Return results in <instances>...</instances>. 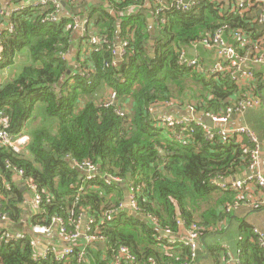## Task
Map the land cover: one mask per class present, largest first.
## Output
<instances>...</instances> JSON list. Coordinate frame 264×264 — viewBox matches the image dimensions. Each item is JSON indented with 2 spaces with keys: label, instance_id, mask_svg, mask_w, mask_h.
Instances as JSON below:
<instances>
[{
  "label": "trees",
  "instance_id": "trees-1",
  "mask_svg": "<svg viewBox=\"0 0 264 264\" xmlns=\"http://www.w3.org/2000/svg\"><path fill=\"white\" fill-rule=\"evenodd\" d=\"M9 1L14 7L8 15L14 32L3 31L5 62L0 69L12 65L24 50H29L33 63L0 85V113L9 116L8 131L14 137L28 134L31 139L21 153L0 144V215H6L10 224L0 229V264H60L38 260L29 233L22 240L4 237L7 232H19L15 228L25 217L18 191L12 193L2 185L11 182L18 170L24 172L25 181L37 186L42 198L40 210L30 219V229H53L54 220L61 218L67 231H77L86 212L94 220L89 225L91 232L106 239L108 260L125 246L137 257V264H151V259L157 264H196L199 250L197 262L179 239L165 250L156 241L158 231L179 235L197 225L201 239L219 233L222 222L236 214L226 213L224 207L237 195L212 180L235 178L245 173L248 164L235 140H208L196 125L194 139L181 145L169 129L158 126L153 110L171 102L193 101L188 105L203 115L223 112L241 96L240 86L229 78L206 77L180 66L179 53L189 52L198 40L223 25L229 40L232 33L242 31L253 41L264 25L254 24L251 12L241 15L226 10L218 0H201L190 13L165 11L166 22L156 20L152 45L147 18L139 13L122 17L142 0H100L88 14L96 19L94 30L87 31L76 64L70 66L66 55L73 45L74 5L80 0H67L70 16L57 23L46 20L55 6L15 12L27 0ZM0 11H4L1 0ZM93 35L100 38L98 46L89 44ZM122 41L128 47L118 65L116 48ZM103 86L117 93L115 105L98 102ZM37 104L45 105L40 110L43 124L26 133ZM84 162L97 166L94 179L87 180L74 164ZM107 176L134 189L137 212L124 206L123 188L120 183H108ZM112 210L118 213L107 222ZM240 236L241 264H264V248L247 221L240 223ZM94 243L101 250L102 243ZM75 245L76 253L68 264H79L81 240ZM88 246L86 251L92 250Z\"/></svg>",
  "mask_w": 264,
  "mask_h": 264
},
{
  "label": "built area",
  "instance_id": "built-area-1",
  "mask_svg": "<svg viewBox=\"0 0 264 264\" xmlns=\"http://www.w3.org/2000/svg\"><path fill=\"white\" fill-rule=\"evenodd\" d=\"M107 1V0H104ZM155 1V20L164 24L166 20L163 17V13L169 10L180 11L182 13H190L193 11L199 4L201 0H190L186 2L185 0H172L171 3H168L166 0H153ZM55 6L56 11L50 14L46 20L52 23H57L62 15L64 10V3L62 0H35L31 3L18 6L15 8V12L23 11L27 7H33L36 9L45 8L48 6ZM231 11H237L239 14L244 15L246 12H251L253 17L254 24L264 25V0H241ZM7 18L5 11H0V20ZM75 19V26L80 22L77 17ZM9 23V21H8ZM85 24H88L87 20H84ZM9 32H14V26L9 23L7 27ZM5 31V30H4ZM87 36V34H86ZM85 36V37H86ZM84 37V39H85ZM89 44L93 46H98L100 44V38L98 36H90ZM232 42V43H231ZM3 32H0V63H4L5 59L3 56ZM250 46V47H249ZM128 47L127 41H122L116 48L119 49L120 56L124 57L126 54V48ZM198 47H203L207 50L215 52L217 56V61L211 66L204 67L202 63L195 57H191L189 52L183 50L179 53L178 64L182 67H185L190 70H196L200 74H204L206 77L212 76H226L233 82H240L243 78H252L254 75L253 69L249 68V63L252 62L255 65L264 66V32H261L258 35L256 41H253L251 37L245 35L242 31H235L231 34V40L227 37V26L223 25L217 28L213 33L204 36L198 40L191 49L197 50ZM190 49V50H191ZM117 55V52H116ZM117 63V62H116ZM9 67L8 65L4 68ZM81 75L83 76L85 71L81 69ZM239 86V85H238ZM117 93L111 91V95L107 102L105 103L106 107H110L116 104ZM173 102L167 103L166 106H171ZM257 103L248 98L243 97L237 102H234L229 107H227L220 114L207 113L206 119L210 118L215 124L214 128H210L205 123V120L197 121L194 119L195 109L190 108V117L179 116L175 114H160L156 116V121L158 126L166 127L172 133L173 138L181 145H189L190 141L194 139L195 135V125L199 126L204 130L205 137L208 140L220 139L224 143L231 142L235 140V143L238 144L242 150V155L247 162V167L245 177L240 180H235L231 184L225 182L226 178L220 179L216 178L212 180V183L220 187L222 190H233L237 198L233 203H229L224 207L226 213H231L240 209L242 206H249L255 208L264 207V175L259 171V160L261 157V146L259 139L254 133V131L248 126H242L237 129H230L227 127V124L230 122L233 116L241 115L249 108H254ZM124 116L123 113H120ZM10 118L5 115L3 112L0 113V144L2 146L11 147L15 152H23V148L30 142V137L27 135H20L19 137H14L9 131ZM218 124V126H216ZM179 130L176 133V130ZM75 166L80 170V172L86 175L87 180L94 179L98 174V168L96 165L89 162H84L82 164L74 163ZM19 175L24 177V172L21 170L17 171ZM108 183H120L122 181L119 178L115 177H106ZM31 190L35 192L34 196V206L37 208L41 207L42 198L38 193L37 186L32 184L29 181H26ZM254 187L261 191L262 197L257 199L256 202L252 201L251 203L247 202L249 188ZM130 193V209L137 212L138 208L136 205L134 189H129ZM2 198L0 196V211L2 209ZM125 206V205H124ZM118 213L117 211H110L106 216V221L110 222L114 215ZM0 220L5 224L9 225V220L6 215H0ZM152 221L156 222L155 219L148 217ZM55 225L58 228L59 233L66 238L70 245L64 248H50L43 253L38 254V260H52L54 262L63 264L71 260L75 255L77 250V245H75L78 240L82 237L86 244L89 245L96 241L105 242L106 239L97 236L95 233L91 232L89 225L94 223L93 219L88 220L87 232L82 236L79 231H67L65 228V223L63 219L56 218L54 220ZM181 225L183 222H179ZM52 231L51 227H33L30 231L32 235L40 234H49ZM200 228L197 225H193L191 230L186 231V237L184 239H179L183 244L191 249V257L193 262L198 260V242L201 240L200 237ZM256 236L258 237L259 245L264 248V233L255 229ZM164 236H158L156 241L162 245L165 250L175 244L176 239L180 235H174L171 231H164ZM6 240L15 241L26 239V233L22 232H7L4 235ZM164 237V240H163ZM32 246L35 247V240L31 242ZM151 264H157L154 260H150ZM78 263L86 264V252L82 250L78 254ZM112 264H137V257L132 253V251L122 246L117 251L114 252ZM237 264H241L240 261Z\"/></svg>",
  "mask_w": 264,
  "mask_h": 264
},
{
  "label": "crops",
  "instance_id": "crops-1",
  "mask_svg": "<svg viewBox=\"0 0 264 264\" xmlns=\"http://www.w3.org/2000/svg\"><path fill=\"white\" fill-rule=\"evenodd\" d=\"M32 1L35 0H27L25 4L31 3ZM99 1L100 0H80L79 3H76L74 5L75 11L77 12L76 17L80 20V22H78V24L73 29V45L66 55V60L68 61L70 66H75L76 64V60L78 58L77 55L79 54L81 47L84 45V37L86 36L87 31L89 29L90 31L94 30V23L96 19L91 18L88 14L93 8L97 6V4H99ZM166 1L170 3L172 0ZM185 1L189 2L190 0ZM219 1L226 10H230L231 8L233 9L237 4L241 2V0H218V2ZM62 2L64 3V10L60 18L69 15V12L67 11V7L65 5V2L67 3V0H62ZM1 4L5 13L7 14V18H5L4 20H0V32H3L8 27V15L12 12L14 7H12V4L9 0H1ZM155 6L156 4L153 0H142L140 5L131 7L125 13H122V17L131 15L133 13H139L147 18V21L149 23V32L152 35V45H154L156 41H152L153 39H156ZM84 20H87L88 24H85ZM262 32H264V30ZM262 49H264V47ZM190 55L191 57H195L199 61H201L203 63L202 65L206 68L207 66H211L217 61L215 52L207 50L203 47H200V49L197 48V50H195V53L193 55ZM32 63V56L29 50H24L19 53L18 56L15 57L14 63L12 65L7 68L0 69V85H4L9 80L16 77L23 68ZM248 67L253 69V77L250 79L247 78L246 80L242 78L239 83L234 82L236 85H239L242 90L241 96L238 98V100L242 99L243 97H248L254 100L257 104L254 106V108L247 109L245 113L233 116L230 122L227 124V127L230 129H237L246 125L254 131L259 139V143L261 146L259 171L264 175V66L255 65L250 62ZM219 77L228 78L226 76ZM110 95L111 89L107 86H103L101 88L100 96L97 98V100L98 102H100V100L106 101L109 99ZM176 103L177 102H173L171 106H157L153 110V114L155 116L165 113L171 114L172 112L177 110V108H181V114H175L179 116L190 117L191 114L189 110L193 107H190L187 103ZM194 119L197 121L205 120L206 123V115H203L202 112L196 111V109L194 113ZM42 124L43 119L40 113V104H37V108L33 112L32 118L27 122L25 132L28 133L29 130L38 128ZM216 126H218V124ZM25 135L30 137V135L28 134ZM246 175L248 174H245L243 172L241 175L235 176V178H237V180H240ZM2 185L8 191H12V193L17 190L19 195L22 197V201L19 206L22 210H24L25 217L21 226L15 229L19 230V232H23L26 234L29 233L31 236H33L36 244L35 248L38 253H43L44 251L53 247L64 248L70 245L69 241L59 233L56 225L49 234L32 235L30 233V219L33 215L38 213L40 208L34 206L35 192L29 188L28 183H26L23 176L19 175V173L16 172L11 182L4 181ZM261 197V191L259 189L257 190L254 185L249 188L247 198L248 203H251L252 201L256 202V200L260 199ZM125 200L126 199H124V205ZM252 208L257 209L255 207H249L246 205L242 206L240 209L235 211L236 214L233 215L232 219H228L227 221L222 222L221 231L219 233L214 234V236L209 235L207 238L201 239L198 242L200 261H198L196 264H237V262L239 261V246L241 243L240 238H242L240 236L241 221H247L254 227V230L257 229L264 233V212H261L264 211V208L261 207L262 209L259 210H253ZM83 215L87 217V222L85 224L82 221ZM82 216L77 229L79 233L84 236V234H86L87 232L89 216L86 212H83ZM9 225L0 220V229H7ZM179 235L180 236H178V238H175L176 240L184 239L186 237V230H182ZM80 240L81 247H83V250H85L86 252V264H112L113 257L111 258V260H108L109 256H107L108 253L106 252L107 249L104 242H101V250H99L94 245L95 243H91L93 245L89 244V246L92 247V250L86 251L85 247L87 246V244L85 240L82 237L80 238ZM203 241L205 242L206 247ZM216 250H218V252ZM206 256H208V258H206ZM69 262H67V264Z\"/></svg>",
  "mask_w": 264,
  "mask_h": 264
},
{
  "label": "water",
  "instance_id": "water-1",
  "mask_svg": "<svg viewBox=\"0 0 264 264\" xmlns=\"http://www.w3.org/2000/svg\"><path fill=\"white\" fill-rule=\"evenodd\" d=\"M152 41L154 42L155 39H153ZM116 52H117V55H116V61H117L118 65H121V64L123 63V59H122V57H121L120 54H119V49H117ZM189 53L193 55V54L195 53V49H191V50L189 51ZM175 113H177V114H181V108H177V110H175V111L172 112L171 114H175ZM175 115H176V114H175ZM154 117H155V115L153 114V115H152V118H154ZM206 124H207V126H209L210 128H214V127H215V124L213 123V121H212L210 118H207V119H206ZM47 150L50 151L49 149H47ZM248 175H250V173H249ZM235 180H237V178H228L227 180H225V182L231 184V183H232L233 181H235ZM120 185H121V187H122L123 190H124V196H125V199H126V200H125V206H126L127 208L130 209V200H129L130 193H129V190L127 189V187H126L123 183L120 184ZM82 221H83L84 224L87 222V217H86L85 215L82 216ZM158 232H159V234H160L161 236H164V235H165L164 231H162V230H159ZM203 243H204V245H205V247H206V244H205L204 241H203ZM206 258H208V256H206Z\"/></svg>",
  "mask_w": 264,
  "mask_h": 264
},
{
  "label": "rangeland",
  "instance_id": "rangeland-1",
  "mask_svg": "<svg viewBox=\"0 0 264 264\" xmlns=\"http://www.w3.org/2000/svg\"><path fill=\"white\" fill-rule=\"evenodd\" d=\"M152 56H154V54L152 53L151 54ZM118 64V63H117ZM195 91H198V89L200 90V88H193ZM188 102V104H192V103H194L193 101H187ZM41 109H43V111H44V109H45V105L44 104H40V110ZM261 212H264V211H261ZM260 220H263V219H260Z\"/></svg>",
  "mask_w": 264,
  "mask_h": 264
}]
</instances>
